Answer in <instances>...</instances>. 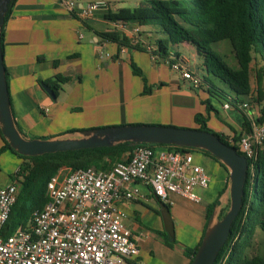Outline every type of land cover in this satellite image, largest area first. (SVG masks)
I'll list each match as a JSON object with an SVG mask.
<instances>
[{
	"label": "crops",
	"instance_id": "1",
	"mask_svg": "<svg viewBox=\"0 0 264 264\" xmlns=\"http://www.w3.org/2000/svg\"><path fill=\"white\" fill-rule=\"evenodd\" d=\"M103 13L96 11L93 17L82 20L67 13L59 0L14 1L2 26L1 42L12 112L24 136L50 137L124 124L195 128L197 113L206 115V125L214 132L231 137L242 131L238 110L225 108L211 98L217 113H208L201 102L206 94L190 87L166 60L155 59L148 52L155 39L139 35V47H134L130 41L120 45L101 38L99 33L112 28V21ZM172 49L201 77L202 56L193 46L183 42ZM132 65L140 73H135ZM57 74L68 80L52 99L39 80ZM146 87L150 91L145 92ZM258 91L253 93L251 88L246 100L251 123L261 114ZM0 153L10 163L5 171L0 168L2 186L11 181L21 159L7 149ZM194 157L209 174L208 185L196 188L200 201L171 193L163 202L149 186L136 181L126 187L138 188L144 197L115 200L138 247L128 264H189L185 248L194 247L201 239L207 206L219 199L221 212L228 202L225 167L198 150H194Z\"/></svg>",
	"mask_w": 264,
	"mask_h": 264
},
{
	"label": "trees",
	"instance_id": "2",
	"mask_svg": "<svg viewBox=\"0 0 264 264\" xmlns=\"http://www.w3.org/2000/svg\"><path fill=\"white\" fill-rule=\"evenodd\" d=\"M14 1L9 2L4 21ZM103 17L109 21H122L152 28L157 36L148 52L155 59L166 60L168 64L182 60L180 54L174 51L172 46L183 42L193 46L202 56L203 73L199 86L192 88L206 94L207 97L201 101L206 111L217 113L211 103V98L222 106L228 103L229 107L238 110L242 115L241 132L250 131L252 123L248 117L249 107L245 109L241 104L248 99L251 92V62L257 57L264 62V0H189L187 2L151 0L150 3L141 2L132 8L110 9L103 13ZM99 36L106 41L120 45L129 44L126 35L114 30L101 32ZM223 39H228L231 44L238 63L235 69L228 66L211 47L212 43ZM131 45L139 47V44L131 43ZM132 68L135 73H140L134 65ZM262 76H264V66L261 73L256 72L257 82L262 79ZM214 78L218 83L214 81ZM67 80V77L57 74L53 78L40 79L39 83L41 86L47 85L57 95L61 85ZM144 91L148 92L150 89L146 87ZM263 119L264 110L261 108V114L255 122ZM194 120L198 125L195 128L213 132L222 142L242 154L236 145L241 132L229 138L209 129L206 125V115L197 113ZM2 140L3 145L0 147V152L7 149L21 159L18 170L11 176V180L18 176L21 177L19 191L9 217L0 230V236L5 238L18 227H26L33 211L45 204L47 182L60 168L77 169L91 166L100 170H108L134 147L124 142L110 147H93L26 156L18 154L3 137ZM141 145L164 144L142 143ZM166 146L180 151H201L224 167L208 151L192 147ZM215 203L216 200L207 206V221ZM205 228L199 242L192 248H185V254L190 261L200 245ZM257 228L264 231V146L258 149L254 161H247L242 206L213 264H264V255L248 256L245 252Z\"/></svg>",
	"mask_w": 264,
	"mask_h": 264
},
{
	"label": "built area",
	"instance_id": "3",
	"mask_svg": "<svg viewBox=\"0 0 264 264\" xmlns=\"http://www.w3.org/2000/svg\"><path fill=\"white\" fill-rule=\"evenodd\" d=\"M59 3L67 13L82 20L93 17L96 11L110 10L104 0ZM110 30L123 33L132 44L140 43L137 24L112 21ZM169 65L190 87L199 86L200 77L183 59ZM241 106L246 109L249 104L245 101ZM236 145L247 161H254L258 149L264 146V119L252 123ZM126 154L108 170L91 166L60 168L47 182V201L33 211L26 227H18L6 238L0 236V264H128L138 247L123 222L125 213L117 208L115 200L144 197L138 188L126 187L134 181L149 186L150 192L163 202L171 193L200 201L196 188L208 185L209 174L195 161L194 150L138 144ZM20 180L18 176L0 186V230L16 200Z\"/></svg>",
	"mask_w": 264,
	"mask_h": 264
},
{
	"label": "water",
	"instance_id": "4",
	"mask_svg": "<svg viewBox=\"0 0 264 264\" xmlns=\"http://www.w3.org/2000/svg\"><path fill=\"white\" fill-rule=\"evenodd\" d=\"M10 1L0 0V133L2 137L18 154L26 156L93 147H110L124 142L131 146L142 143H159L208 151L224 165L228 172L229 205L223 215L219 216L221 201L219 199L216 201L200 245L189 264H213L242 206L247 172L246 157L222 142L213 132L172 125L124 124L84 129L50 137L28 138L24 136L18 129L12 112L1 46V29ZM42 87L52 99H56V95L47 85Z\"/></svg>",
	"mask_w": 264,
	"mask_h": 264
},
{
	"label": "rangeland",
	"instance_id": "5",
	"mask_svg": "<svg viewBox=\"0 0 264 264\" xmlns=\"http://www.w3.org/2000/svg\"><path fill=\"white\" fill-rule=\"evenodd\" d=\"M86 1L87 0H84V2H86ZM104 1H107L109 3L110 8H112V9H118V8H121V7L132 8V7L136 6L137 4H139L141 2H143V3H150L151 2V0H104ZM182 1L187 2L189 0H182ZM139 35L140 36H145V38L147 37L148 39L150 38L151 41H153L155 39V37L157 36V34L154 33V30L152 28L143 27V26L140 27ZM211 47H212V49L214 51H216L221 56L223 61L228 66H230L231 68H234V69L238 67L237 60L235 58L234 52L232 50L231 44H230L228 39H223V40H220L218 42L212 43ZM179 49L183 53L188 55V52L184 51V48L182 47V45H179ZM263 66H264V62L258 57L255 58L251 62V75H250V78H251V88H252L253 93H255L257 91V88L260 90L261 94H260L258 100H259V102H261L262 108L264 110V76L261 77L262 79L259 82H257V79L255 77L257 71L259 73H261ZM175 71H177V70H175ZM214 81L217 82L216 79ZM217 106L219 107V105H217ZM230 110L231 111H235L232 108H230ZM236 113L238 114V112H236ZM12 160H14V159H12ZM0 164H2V167H0V168L3 171H5L7 169V167L10 166V163H6V160H5V157H4L3 153H0ZM16 164L17 163H15V166H16ZM10 170H12V169H10ZM228 205H229V203L227 202L225 204V206L222 208L219 216H221V214L224 213V211L228 208ZM245 252H246V254L248 256H253V255H256V254L264 255V231H262L259 228H257L255 230L252 242L246 248Z\"/></svg>",
	"mask_w": 264,
	"mask_h": 264
}]
</instances>
